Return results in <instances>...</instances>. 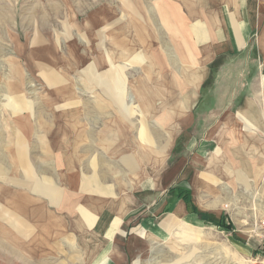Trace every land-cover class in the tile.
Returning a JSON list of instances; mask_svg holds the SVG:
<instances>
[{
    "label": "rangeland",
    "instance_id": "374dc122",
    "mask_svg": "<svg viewBox=\"0 0 264 264\" xmlns=\"http://www.w3.org/2000/svg\"><path fill=\"white\" fill-rule=\"evenodd\" d=\"M49 1L54 5L58 4V7L46 6ZM107 1L43 0L42 5L33 2L36 7H25L23 0H20L21 4L14 12L7 7L10 5L8 0H0V6L6 5L0 7V166L5 167L4 174H0V264H69L64 262L62 253H57L53 259L45 261L39 255V246L34 254L31 252V241L38 237V231L33 229L31 233V229L39 224V218L28 215L27 210L38 209L40 206L39 192L33 191V187L38 186L41 163L40 155L33 147L35 134L32 137L25 136L16 122L29 114L31 118L28 119L33 124L38 122L33 115L40 110V105L43 106L41 110L54 114H61L63 111L71 113L73 105H77V114L82 125L90 127L93 134L94 131L101 130L106 121L114 120L103 119V111L125 114L128 110L136 116L129 121H136L139 117L136 112H143L145 116L152 112L159 116L161 139L165 138V132H171L174 139L171 141V149L167 150L159 167V180L165 181L167 188L162 197L168 195L172 187H186L194 195L197 205L194 208L197 212L189 206L191 208L185 211V216L180 217L174 213V209L162 210L159 215L151 217V224L144 222L143 230L139 232L143 239L138 231H129L127 235L136 236L139 244H142L137 247L138 264H264V247L260 245V228L264 222V59L257 55L256 66H229L221 76L219 86H215V82L221 65L235 56H219L215 63L204 66L206 80L199 88L204 89L203 93L214 91L212 94H221L229 99L234 96L241 99L249 95L258 101L259 109L257 107L258 119L252 129L255 133H250L251 137L246 138L251 147L254 145L253 148L244 149L240 139L239 149L226 145L217 151L215 142L213 148L200 151L202 144L207 141L205 137H216L206 133L211 126L216 128L222 122L223 131L230 132L232 120L227 118L230 116L228 111L237 104H212L219 111L224 110L219 118V114L216 118H204L199 109L194 121L192 112H186L182 108V94L185 90L176 86L184 80L183 71L179 68L189 66L192 68L191 73L195 74L198 70L194 67L204 64V51L191 38L193 31L207 32L205 23H200L199 17H191L189 22H185L182 0L172 1L182 17L180 20L177 16L174 41L182 44L188 39L184 35L191 36L188 40L193 45L194 54L192 61L183 59V55L175 53L172 45L166 50V58L171 66H157L154 65L156 59L153 57L151 30L149 34L139 38L135 36L136 27L142 25L151 29L153 25L156 27L158 23L161 24L152 14V3L157 6L158 2L167 0H111V5ZM138 1L141 4L140 14L134 10L135 2ZM27 8L28 11L25 10ZM105 16L108 21L109 17L118 20L116 25L122 28L124 35L130 30L122 40L129 37L133 44L130 51L132 54L128 51L122 52V48H115L110 40L112 48L109 44L105 47V38L101 34L105 29ZM153 19L156 23H153ZM21 22L24 25L19 27ZM37 26L45 27L43 33L52 37L50 42L53 47H50L57 54L34 55L30 52V38L27 35L32 34ZM127 26L129 28L123 30ZM13 28L17 38L12 36ZM111 29L115 30V26ZM57 33L60 35V48L54 45ZM67 33L71 34L69 39L62 35ZM17 41L27 44V54L18 51ZM157 43L160 44L162 54V39H157ZM200 49L202 54L199 53ZM243 59V63H247V56ZM38 66H53L56 69L41 72ZM121 66L125 69L119 70ZM111 68L120 72L116 73L117 78L114 80L110 76ZM53 73L61 76V82L65 84V96L73 94L77 96L78 102L56 101L54 104H44L38 101L40 97L46 98L45 100L52 99L51 91L56 87L46 85V79ZM14 74H21L22 78H17ZM119 79L127 84V88H122V93L128 99L124 102H115L112 96L120 91ZM116 80L115 86L113 83ZM167 81L173 83V86H164ZM138 92L145 95L144 101L131 102L129 98ZM111 97L114 102L110 100ZM104 99L109 101L105 102ZM108 116H111L110 112ZM181 116L186 117L185 123L181 124ZM53 123L56 127L62 125L65 128L67 122L58 123L55 120ZM225 133L223 142L228 144ZM163 145L161 144V149ZM144 146L145 149L148 148V145ZM173 147L175 151L168 159ZM20 150L26 155V166L21 163L18 153ZM237 154L239 161L236 163L232 159L235 160L233 156ZM29 164L33 167L32 174L28 172L31 168ZM168 166L176 171L172 177L168 175ZM235 168H240V175ZM52 174L54 180L47 186L56 188V172L51 166L48 168V175ZM29 179L37 183H32ZM58 182L61 183V175ZM171 196H167V201L175 208L181 200L177 198V192ZM53 198L56 199V195ZM149 201L145 199V206ZM198 208L207 212V216H200ZM221 217L226 224L234 226V231L207 223V220L218 221ZM71 218L70 215L57 211L56 207H49L48 222L62 219L70 222ZM19 223L24 226L22 232L15 229ZM151 226L153 231L150 230Z\"/></svg>",
    "mask_w": 264,
    "mask_h": 264
},
{
    "label": "crops",
    "instance_id": "0c3cea01",
    "mask_svg": "<svg viewBox=\"0 0 264 264\" xmlns=\"http://www.w3.org/2000/svg\"><path fill=\"white\" fill-rule=\"evenodd\" d=\"M8 1L10 5L7 7L16 12L21 4L20 0ZM41 1L23 0V3L25 7H36L33 2L42 5ZM172 1L174 2V0L161 1L157 3V6L154 2L152 3V14L161 24L158 23L156 27L153 25L151 29L142 25L136 27L137 34L135 36L139 38L145 36L144 34H149L151 30L153 57L156 59L154 65L157 66H171L166 58V50L170 49L172 45L176 50L175 53L183 55V59L192 61L191 57L194 54L193 45L188 40L191 36L184 35V38L188 39L182 44L174 41L175 22L177 16L180 20L182 17ZM48 3L46 6L52 5L53 7L54 4L50 1ZM107 3L111 5V0H108ZM182 3L183 14L186 17L185 22H189L191 17L193 19L199 17L200 23H205L207 28V32L193 31L191 38L195 42L194 44L203 49V54L206 56L203 58V65L194 67L198 73L192 74V70H190L192 68L189 66L179 68L180 71H183L184 80L178 82L176 86L185 90V93L182 94V108L184 107L186 112L188 110L190 113L192 112L194 121L199 109H201L204 118H216L217 114H219V118L224 110L219 111L212 104L228 103L230 106V104L237 103L231 111H228L230 116L227 118L232 120L230 132L223 131L222 122L219 123L220 127L211 128V126L206 133L216 137H205L207 141L202 144L200 151L213 148L215 142H217V151L226 145L231 146L232 149H239L240 139L243 141L244 149H251L254 145L251 147L249 142H246V138L251 137L250 133H255L252 129L258 119L257 107L259 109L255 97L245 95L241 99L235 96V98L230 97L229 99L221 94H212L215 93L214 91L203 93L204 89L199 88L206 80L204 66L212 65L219 59V56L235 57H231L229 61L221 65L222 68L217 74L215 86H219L221 76L229 66H256L255 56L258 55L264 59V0H182ZM1 6L6 5L2 4ZM54 6L57 8L58 4ZM140 6L139 1L135 2L134 10L138 14H140ZM25 10L28 11V8ZM35 15L36 12L33 13L34 17ZM109 19L110 21L106 19V16L104 17L105 29L101 31L105 38V47L109 44V47L112 48L110 40L115 48H122V52L127 53L128 51L132 54L133 52L130 51L133 49V44L130 43L129 37H126L125 41L122 40L123 36L130 31L127 30L129 27L123 28V30H127L124 35L122 28L116 25L118 20H113L111 17ZM23 23L25 22L23 21ZM23 23H19V27L24 25ZM107 23H110L108 27ZM153 23H156L155 19H153ZM89 25L91 27V23ZM112 26H115V30L111 29ZM83 28L86 27L83 26ZM14 30L13 28V32ZM43 32H45V27L37 26L33 29V35L28 33L30 52L34 55L57 54V51L51 48L53 47V43L50 42L52 37ZM57 34H55L56 43L54 45L60 48L58 39L60 35ZM62 35L68 39L71 37L69 33ZM12 36L18 37L15 32ZM157 39H162V54L160 53V44H156ZM119 40L120 42H118ZM17 49L19 52L27 54L26 43L22 44L17 41ZM199 53L202 54L201 49ZM246 56L247 63H243V58ZM38 68L41 72L56 69L53 66H38ZM111 69L110 76L114 80L117 78L118 71L115 68ZM121 69H125V67L121 66L119 70ZM14 76L22 78L21 74H14ZM46 80V85L56 87L54 91H51L52 99L45 100L46 98L40 97L38 101L40 100L44 104H54L56 101L78 102L77 96L72 93V95L65 96L63 89L65 84L61 82L62 78L58 73L51 74ZM116 82L117 80L113 83L115 86ZM166 85L173 86V83L167 81L164 83V86ZM118 86L120 91L112 96L116 100L115 102H124L127 95L122 93V88H127V84L119 79ZM144 96L143 93L139 94L138 92V94L132 95L129 100L143 102ZM113 98L111 97L110 100L114 102ZM103 101L109 100L104 99ZM76 106L73 105L71 113L63 111L61 114L57 112L54 114V112L41 110L43 106L40 105V110L33 115L35 119L39 120L38 122L33 124L28 119L31 114L19 118L18 123L16 122V125L22 128L23 132L21 133H25V136L32 137L35 134L33 147L37 149L41 163L39 183L29 179L30 182L38 184L33 187V191L39 192L40 196L38 209L29 208L27 210L28 215L39 218V224H35L31 229V233L33 229L38 231V237L31 241V252L34 254L39 246V255L41 259L45 258V261L53 259L57 253H62L65 258L64 262L69 264H131V262L138 264L137 247L142 244H139L136 236H128L129 231H138L140 238L143 239L139 232L143 230L144 224H151V217L159 215L162 210L171 211L174 209L176 215L185 216V211L191 207L183 199V194L190 193L192 204L197 206L191 190L183 186L172 187L168 191V195L162 197L167 188H165V181L159 180V167L166 157L165 153L171 149V141L174 139L169 130L164 135L162 134L165 138H160L159 116L152 112L148 116H145L143 112H136L139 113L136 121H129L136 117L129 110L125 111V114L122 112L112 114L109 111L110 117L108 116L109 112L103 111V119L113 118L114 120L106 121L103 128L94 131L93 134L90 127L82 125ZM173 117L176 118L175 113ZM51 120L67 123L65 128L62 125L56 127ZM186 121V117L181 116V124ZM224 133L227 135L228 144L223 142ZM217 138L220 141H217ZM145 144L148 145L147 149H145ZM161 144H164L162 149ZM174 151L175 147L168 155V159ZM18 153L21 163L24 165L28 163L26 155L24 156L21 150ZM195 157L197 158L198 155ZM238 157L239 154L234 155L235 160H232L237 163ZM29 165L31 168L28 172L32 174L33 167L31 164ZM51 166L55 168L56 172V182L54 181L56 188L47 186L54 180L53 174L48 175V168L50 169ZM4 171L5 167L0 166V174H4ZM235 171L240 175V168H235ZM175 173V169H168L169 176L172 177ZM205 174L210 175L209 173ZM60 175L61 183L58 182ZM30 188L32 189L31 186ZM175 192L181 202L173 208L174 205L167 201V196L172 197L171 195ZM54 195H56V199L53 198ZM145 199L150 200L146 206ZM50 206L56 207L57 211L63 212L64 215H70L71 221L67 222L62 219L61 221L48 222ZM199 212L207 213L201 209ZM22 227L24 226L19 223L15 229L22 232ZM26 229L28 228L26 227ZM150 230H152V226Z\"/></svg>",
    "mask_w": 264,
    "mask_h": 264
},
{
    "label": "trees",
    "instance_id": "16d2710c",
    "mask_svg": "<svg viewBox=\"0 0 264 264\" xmlns=\"http://www.w3.org/2000/svg\"><path fill=\"white\" fill-rule=\"evenodd\" d=\"M183 199L185 200V202L187 203V205L192 206L194 208V205L192 204V200H191L190 193L183 194ZM194 211L197 212V209L194 208ZM199 213H200V216H202V217L207 216V214H204L202 212H199ZM207 223L214 224V225H216L218 227L225 228L226 230H229V231H234V229H235L232 224H226L224 222V218L223 217H221L218 221H215V220H207Z\"/></svg>",
    "mask_w": 264,
    "mask_h": 264
},
{
    "label": "built area",
    "instance_id": "2783aa9c",
    "mask_svg": "<svg viewBox=\"0 0 264 264\" xmlns=\"http://www.w3.org/2000/svg\"><path fill=\"white\" fill-rule=\"evenodd\" d=\"M260 245L264 247V222L261 224L260 228Z\"/></svg>",
    "mask_w": 264,
    "mask_h": 264
}]
</instances>
